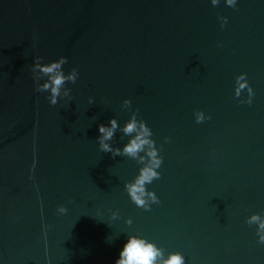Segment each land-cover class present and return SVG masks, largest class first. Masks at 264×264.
Returning a JSON list of instances; mask_svg holds the SVG:
<instances>
[{"label":"water","instance_id":"obj_1","mask_svg":"<svg viewBox=\"0 0 264 264\" xmlns=\"http://www.w3.org/2000/svg\"><path fill=\"white\" fill-rule=\"evenodd\" d=\"M37 56L79 69L70 101L35 91ZM241 73L250 105L235 96ZM198 110L211 119L197 123ZM132 111L163 145L150 211L124 190L136 162L97 143L99 124ZM253 213L264 215V0H0V264H115L133 231L187 264H264Z\"/></svg>","mask_w":264,"mask_h":264},{"label":"clouds","instance_id":"obj_2","mask_svg":"<svg viewBox=\"0 0 264 264\" xmlns=\"http://www.w3.org/2000/svg\"><path fill=\"white\" fill-rule=\"evenodd\" d=\"M239 0H223L227 7L236 8ZM221 3V0H211L215 7ZM221 27L228 23V17H218ZM43 57L37 56L31 66V72L35 82V91L38 93H47V100L51 105H57L61 99L71 100L72 89L67 87L68 83L76 84L79 79V69L73 67L69 72H65L64 65L68 63V58L60 56L58 59L44 63ZM43 81V82H41ZM247 91V98L241 103L251 104L255 96L254 89L249 84L247 73H241L236 77L235 96L241 97L244 91ZM94 98L89 97L88 104H94ZM132 101L125 99L121 105L122 109L131 110ZM197 123L211 119L203 110L194 113ZM99 135L97 143L102 153H110L113 158L126 157L133 160L138 165L136 175L124 183L126 191L131 202L137 208L150 211L152 205L159 204L160 199L154 190L148 186L155 180L160 179L159 169L163 164V156L160 154L163 145L157 146L153 139L152 128L148 123L139 119L137 112L132 111L131 116L125 121L123 126L117 118L113 117L107 124L98 125ZM120 133V140H125L122 147L114 146V140L117 133ZM164 142H170L169 137L164 138ZM67 208L63 205L58 206L57 213L65 214ZM95 217L98 220H104L101 213L96 212ZM120 218L119 211H112L109 220L116 221ZM248 225H256L257 243L264 245V215L253 213L246 220ZM127 226L133 224V218L129 216L125 222ZM121 234V233H120ZM113 235L107 238L109 244L120 236ZM124 242L120 248L118 258L115 264H187L185 256L179 251L166 252L155 241L148 239L138 232H123Z\"/></svg>","mask_w":264,"mask_h":264}]
</instances>
